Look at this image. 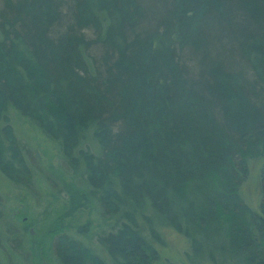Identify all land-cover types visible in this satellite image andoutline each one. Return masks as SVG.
<instances>
[{
	"label": "trees",
	"instance_id": "obj_1",
	"mask_svg": "<svg viewBox=\"0 0 264 264\" xmlns=\"http://www.w3.org/2000/svg\"><path fill=\"white\" fill-rule=\"evenodd\" d=\"M252 159L264 0H0V178L64 200L33 244L0 192V264H152L165 228L187 264H264V161L258 211L240 194ZM82 210L93 246L91 219L76 238L64 223Z\"/></svg>",
	"mask_w": 264,
	"mask_h": 264
},
{
	"label": "rangeland",
	"instance_id": "obj_2",
	"mask_svg": "<svg viewBox=\"0 0 264 264\" xmlns=\"http://www.w3.org/2000/svg\"><path fill=\"white\" fill-rule=\"evenodd\" d=\"M23 130L26 131L29 143L32 147L36 148L39 154L40 162L48 170L55 172L58 167V159L54 151H52L48 145H44L43 142H39V135L34 132H30L28 126L17 125L15 132L22 134ZM24 133V132H23ZM24 143L25 140L20 141ZM262 159H252L248 161V172L243 184L240 187V194L243 201L252 209V211H258V204L260 200V187H259V172L262 164ZM51 168V169H50ZM35 190L38 196L31 198L15 189H10L6 184V181L0 178V192L3 193L5 209L11 210L10 213L17 215L20 223L27 227L28 234H30V240L33 244H39L44 242L46 244L48 240V230L51 227V223L55 218V207L62 203L64 200L62 197L57 198L58 202H53L54 197L44 196L42 190ZM38 201H37V200ZM59 200L61 201L59 203ZM59 203V204H58ZM91 219V221H90ZM95 217L89 216L87 210H82L75 213L71 218L65 219L64 223L69 228L71 235L76 238L75 228L78 225H85L88 221L91 225L88 228V232L85 230L90 237V241L97 243V235L100 234L98 227V221H95ZM20 225V224H19ZM103 227V226H102ZM140 228L142 234L149 238L150 228L144 221H140ZM104 229V227H103ZM107 231V230H106ZM162 238V244L152 242L153 246L156 247L159 253V258L152 264H187L185 261V253L188 252L187 240L176 233L174 230L165 228L159 230ZM89 241V242H90ZM88 242V243H89ZM15 256L18 258V253L15 252ZM21 257V256H19ZM15 264H25L22 260H17ZM107 264H111L110 261ZM6 264H9L5 261ZM43 264H46L45 262Z\"/></svg>",
	"mask_w": 264,
	"mask_h": 264
}]
</instances>
